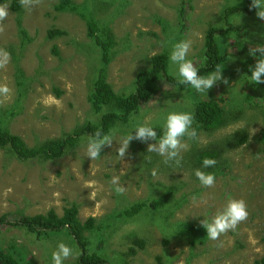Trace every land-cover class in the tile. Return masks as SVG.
<instances>
[{
  "label": "rangeland",
  "instance_id": "1",
  "mask_svg": "<svg viewBox=\"0 0 264 264\" xmlns=\"http://www.w3.org/2000/svg\"><path fill=\"white\" fill-rule=\"evenodd\" d=\"M74 1L82 4L85 0ZM56 4L57 0H42L38 6L23 9V26L31 38L25 48L18 16L10 7L5 32L0 34V48L11 54L7 68L0 70V84L12 90L11 98L0 105V116L30 147L100 118L88 101L98 51L87 36L85 22L75 14L58 12ZM93 4L116 38L108 81L117 94L132 92L138 73L150 67L152 58L162 53L170 57L172 44L181 40L192 41L187 58L194 65L203 64L209 28L226 32L214 35L226 57L221 66L223 79L203 94L191 86L185 90L163 86L128 124L114 129L112 145L104 146L95 161L86 156L88 138L63 158L48 162H20L0 148V214L33 216L55 210L61 216L65 208L76 204L82 220L93 217L99 222L132 204L163 199L157 210L130 220L103 222V226L113 224L106 228V241L100 245L95 232L90 250L106 264H256L264 254V83L256 84L249 77L255 64L249 49L264 44V20L245 0H194L184 17L182 0H93ZM235 6L244 12L231 14L227 22L224 13ZM52 30L61 35L49 38ZM19 71L26 83L23 91ZM167 74L178 82L171 62ZM205 97L225 100V112L232 119L219 131L201 132L198 140L185 137L188 148L181 152V166L169 167L162 157L148 152L153 140H132L120 161L118 142L137 125L147 122L164 130L169 112L192 113L196 99ZM240 134L247 136V142L224 153L214 171L215 186L203 187L194 172L198 168L210 172L192 163L193 155ZM113 177L126 187L123 195L113 190ZM170 189L172 194L166 196ZM229 199H243L249 217L235 231L210 240L200 221L211 220ZM137 240L144 242L143 249L132 242ZM0 242L4 248L19 247L27 264H53L52 253L60 242L74 253L64 264H77L81 253L69 237L39 239L19 228L1 230ZM131 248L137 249V255L130 254Z\"/></svg>",
  "mask_w": 264,
  "mask_h": 264
},
{
  "label": "trees",
  "instance_id": "2",
  "mask_svg": "<svg viewBox=\"0 0 264 264\" xmlns=\"http://www.w3.org/2000/svg\"><path fill=\"white\" fill-rule=\"evenodd\" d=\"M184 7L182 16L184 17L187 9H191L194 0H182ZM248 5L252 0H245ZM8 3L12 12L17 14V28L21 38L22 48H25L31 38L23 26L21 14L24 7L21 6L20 0H0V4ZM56 10L58 12H67L77 15L86 24L87 36L98 51L99 59L95 75L91 82V90L88 101L95 114L99 115L98 122H87L75 127L61 136L45 140L35 146H28L27 143L18 135L13 134L6 126V118L0 116V148L6 149L20 162L38 161L48 162L56 161L69 152L78 148L86 138L94 136L97 131L102 134H110L119 125L128 124L133 115L141 109L148 106L159 94L163 86L169 85L181 90L187 89L190 85H181L173 79L167 70L169 67V55L162 53L151 60L150 67L140 71L135 81V88L128 94H117L108 81V72L111 63L114 60L115 50L117 47L114 32L108 21L106 22L102 14L94 8L93 0H85L82 4L74 0H57ZM188 7V8H187ZM240 6L228 8L224 13V18L228 22L231 14L242 11ZM105 21V22H103ZM220 30L209 28L205 35V60L201 65H195L202 76L209 75L215 70L217 65L223 66L226 57L222 55L220 46L215 41V36ZM222 34L225 31H220ZM49 38L61 35L59 31H50ZM57 50L53 51L58 55ZM259 53H257V57ZM256 63V57L255 62ZM21 71H19V87L21 91L26 88V83L21 81ZM22 98V97H21ZM18 105V103H17ZM20 107V105H18ZM225 100L220 98L205 97L196 99L192 115L194 116L193 127L196 128L198 135L201 132L213 133L228 126L231 121L230 115L225 111ZM12 113V112H11ZM13 115V114H12ZM157 132L158 138L163 135L164 130L158 126L153 127ZM245 134L228 137L226 141L211 145L202 149L197 155H193L192 163L203 167L205 158L215 159L217 161L214 167L205 168L210 173L218 168V163L229 149L239 147L247 142ZM264 145V135L262 138ZM264 151V149H263ZM172 194V189L166 196ZM163 199L153 200L152 202H138L116 211L113 215L107 216L101 221L91 217L82 220L79 214V208L76 204L65 208L60 216L55 210H50L46 214L24 215L21 213L0 214V231L3 229L19 228L25 230L39 239L48 238L54 235H64L69 237L80 248V256L77 264H106L104 259L99 257L98 253L90 250L91 236L96 232L99 244L106 241L107 229L113 224L103 222L113 218L115 221L130 220L138 217L147 210H157L163 205ZM141 249L145 247L143 241H132ZM263 253H264V231L262 236ZM4 248L0 242V264H27L25 263L24 252L17 248ZM130 254L137 255V249L131 248ZM158 264H162L159 261ZM256 264H264L263 257L256 261Z\"/></svg>",
  "mask_w": 264,
  "mask_h": 264
},
{
  "label": "clouds",
  "instance_id": "3",
  "mask_svg": "<svg viewBox=\"0 0 264 264\" xmlns=\"http://www.w3.org/2000/svg\"><path fill=\"white\" fill-rule=\"evenodd\" d=\"M42 0H20V4L25 9L40 5ZM250 9L256 10V15L259 19L264 20V0H252ZM9 16V7L7 4H0V34L5 32L4 21ZM192 45L191 40H181L172 44L170 52L171 65L176 66V74L179 77L178 83L181 85H190L198 93H208L213 86L223 79V69L220 65L215 67L207 76L199 74L197 67L188 59ZM250 55L256 57L254 67L250 68V79L256 84L264 83V44L257 45L249 49ZM257 53L259 56L257 57ZM11 62V54L0 48V70L6 69ZM227 84V79H224ZM12 90L7 84H0V105L11 98ZM48 106V101H43ZM194 116L190 112H169L166 116L163 125V135L158 138L157 132L153 127L149 126L147 122L139 124L133 132L126 137H123L118 143L117 155L120 161L124 160L128 154L130 142L132 140H139L141 142H148L149 140L156 141L148 144L147 151L156 153L163 158V163L169 167L181 166L182 156L181 152L188 148V144L184 142V138L188 140H198V132L193 127ZM257 129L253 128V134ZM112 134H102L97 131L94 136L88 138L86 156L90 157L92 161L100 158L101 151L104 146H111L113 142ZM150 160V158H149ZM217 161L211 158H205L202 162L204 168L214 167ZM156 170L152 171L155 176ZM194 175L199 180L200 184L205 188L215 186L216 177L212 173H206L201 169H196ZM111 184L113 190L118 195H123L126 192V187L120 185L119 177H113ZM193 203H196L197 198L193 196ZM249 217L247 204L243 199H229L224 207L218 210L215 216L211 219H204L200 221V225L206 229L207 237L210 240H218L222 234L229 231H235L239 224L245 222ZM73 249L64 242H60L57 249L52 253L53 264H64V261L73 256Z\"/></svg>",
  "mask_w": 264,
  "mask_h": 264
},
{
  "label": "crops",
  "instance_id": "4",
  "mask_svg": "<svg viewBox=\"0 0 264 264\" xmlns=\"http://www.w3.org/2000/svg\"><path fill=\"white\" fill-rule=\"evenodd\" d=\"M219 32H217V34H218ZM204 47H205V43H204ZM227 56V55H226ZM255 65V64H254Z\"/></svg>",
  "mask_w": 264,
  "mask_h": 264
}]
</instances>
